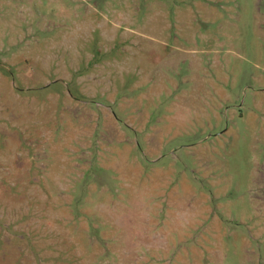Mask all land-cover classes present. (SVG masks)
<instances>
[{"label":"rangeland","instance_id":"1","mask_svg":"<svg viewBox=\"0 0 264 264\" xmlns=\"http://www.w3.org/2000/svg\"><path fill=\"white\" fill-rule=\"evenodd\" d=\"M0 264H264V0H0Z\"/></svg>","mask_w":264,"mask_h":264}]
</instances>
